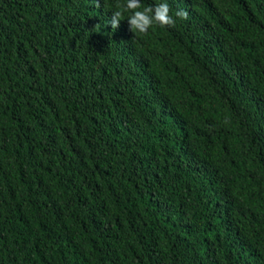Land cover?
Returning <instances> with one entry per match:
<instances>
[{
	"label": "trees",
	"instance_id": "16d2710c",
	"mask_svg": "<svg viewBox=\"0 0 264 264\" xmlns=\"http://www.w3.org/2000/svg\"><path fill=\"white\" fill-rule=\"evenodd\" d=\"M124 3L0 0V264H264V0Z\"/></svg>",
	"mask_w": 264,
	"mask_h": 264
},
{
	"label": "clouds",
	"instance_id": "9594fccd",
	"mask_svg": "<svg viewBox=\"0 0 264 264\" xmlns=\"http://www.w3.org/2000/svg\"><path fill=\"white\" fill-rule=\"evenodd\" d=\"M97 3H99V0H97ZM116 7L117 9L123 8L124 11H130L132 13L127 20L130 30L134 33L145 34L154 23L159 26H174L176 23L170 15L168 3H159L154 7L149 6L143 8V10H137L141 8L140 0H125L123 5L117 4ZM175 16L182 20H186L188 18V12L185 10H178ZM122 17V11L117 10L113 12L110 21L112 28H117L119 26Z\"/></svg>",
	"mask_w": 264,
	"mask_h": 264
}]
</instances>
